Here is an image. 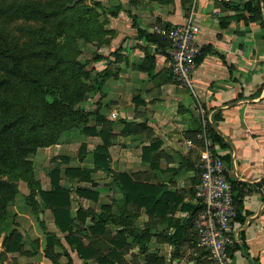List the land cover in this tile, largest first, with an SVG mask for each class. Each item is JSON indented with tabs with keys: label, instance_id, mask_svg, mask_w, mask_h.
Listing matches in <instances>:
<instances>
[{
	"label": "crops",
	"instance_id": "crops-1",
	"mask_svg": "<svg viewBox=\"0 0 264 264\" xmlns=\"http://www.w3.org/2000/svg\"><path fill=\"white\" fill-rule=\"evenodd\" d=\"M102 1L121 9L117 16L109 14L108 17V28L114 31L110 43L96 50L104 57L89 64L93 77L105 74L102 88L84 107L94 112L92 125L97 123L98 114L113 123L109 146L112 170L127 172L139 181L162 185L181 195L184 203L193 204L195 196L191 189L199 178L205 146L200 134L210 124L227 143L223 146L208 136L222 156L230 157L229 179L245 186L241 210L244 221L233 222V235L235 241L246 243L249 255L241 248L236 249L232 264H264V14L252 20L247 9L226 7L221 0H193L187 12L181 0L169 4L139 0L136 5L128 0ZM259 1L264 12V0ZM234 3L243 7L242 2ZM191 14L200 25L198 41L206 48L196 71L194 90L179 84L172 74L169 57L159 56L152 50V44L159 42L145 34H155L151 30L155 23L177 25ZM237 14L241 17H235ZM227 17L230 20L224 26L222 23ZM204 118L208 119L207 127ZM98 124L100 128L103 126ZM102 142L99 135L89 136L84 159L79 156L81 141L44 147L38 172L35 164L42 188H52L49 171L55 164L63 169L71 165L93 169V151ZM54 157L58 158L57 162ZM92 175L97 183L103 181L98 184V200L76 193L77 186H89L90 182L63 175L62 183L73 189V211L83 207L99 212L103 204H112L116 211L113 201L121 193L110 185L113 173L96 170ZM48 211H43L40 218L45 220L43 214ZM140 211L136 224L144 227L150 222V216L144 208ZM22 215L31 222L36 216L28 212L26 206ZM174 216L184 219L190 212L178 207ZM52 223L46 222L44 227L33 222L19 224L23 232V252H6L3 245L6 232H3L0 264H99L92 258H81L54 219ZM91 223L90 217L85 224ZM119 227L109 223L107 230L114 235ZM151 229L154 234L145 253L139 252L136 245L124 253L130 264H204L205 259L210 261L208 255L197 258V243L186 242L178 249L167 240L166 235L175 233V226L157 220ZM47 232L61 236L62 244L53 247L58 262L44 252ZM84 242L90 243L89 238L85 237ZM150 253L158 260L148 262Z\"/></svg>",
	"mask_w": 264,
	"mask_h": 264
},
{
	"label": "trees",
	"instance_id": "trees-1",
	"mask_svg": "<svg viewBox=\"0 0 264 264\" xmlns=\"http://www.w3.org/2000/svg\"><path fill=\"white\" fill-rule=\"evenodd\" d=\"M136 5L139 0H128ZM169 4L175 0H154ZM242 2L240 4L234 2ZM73 0H0V236L6 235L3 245L6 252L25 251L23 232L19 229L17 212L12 206L20 192L18 181H24L28 192L25 203L28 212L37 216L40 224H46L40 214L49 210L58 229L79 256L93 259L99 264H130L124 253L131 246H138L145 253L154 234L152 226L157 220L176 227L175 233L166 235L167 240L179 249L184 243H197L194 227L195 218L202 206L198 203L186 204L181 195L172 193L162 185L139 181L127 172H115L111 168L110 143L113 123L103 115H97V123L91 124L93 111L86 110L84 104L102 88L104 72L93 77L91 61L104 57L94 51L86 60L80 58L85 44H93L97 50L110 43L114 34L106 27L108 12L117 16L120 7L107 6L102 0H85L71 5ZM185 12L189 11L193 0H181ZM232 9H247L251 19L263 17L259 0H221ZM101 9V10H100ZM235 17H241L238 14ZM234 18V17H232ZM248 19V18H246ZM26 20L27 23H17ZM230 18L222 24L225 26ZM223 21V20H222ZM14 23V25H13ZM264 24V20H262ZM18 25V26H17ZM171 26L173 24H166ZM141 33H145L141 30ZM150 40L159 42L165 48L169 45L166 37L147 34ZM206 48L203 46L197 57L202 61ZM98 122L103 124L100 128ZM208 136L213 141L227 145L223 137L210 124ZM99 135L103 142L93 151L94 168L71 165L63 169L56 165L49 171L52 188H42L35 171L34 156L40 148L57 143L81 141L79 156L87 153V139ZM228 165L230 157L222 156ZM57 162V157H54ZM65 159V158H64ZM96 170L113 173L111 187L120 192L112 204H103L99 212L80 207L72 209L73 189L61 181L63 175L77 177L90 182L89 186H77L80 196L98 200L100 190L93 177ZM201 170L199 168L200 181ZM229 178V175H228ZM233 198L237 207L234 221H244L241 215L245 186L231 181ZM196 186L191 189L193 195ZM178 207L187 209L190 216L179 219L174 216ZM150 216V222L140 227L136 220L141 209ZM92 223L86 225L88 218ZM120 226L112 235L107 225ZM90 243L85 244L84 238ZM130 238L132 241L130 242ZM55 244L61 245V236L47 232L44 252L58 262L54 252ZM246 243L234 241L230 245L231 256L236 249L246 250ZM36 251L39 248L35 249ZM197 258L208 255L203 248H197ZM148 262L158 260L155 254L147 255ZM204 264H212L211 260Z\"/></svg>",
	"mask_w": 264,
	"mask_h": 264
},
{
	"label": "built area",
	"instance_id": "built-area-1",
	"mask_svg": "<svg viewBox=\"0 0 264 264\" xmlns=\"http://www.w3.org/2000/svg\"><path fill=\"white\" fill-rule=\"evenodd\" d=\"M151 30L166 37L169 42L165 48L159 43L152 44L153 52L169 57L175 79L182 86L194 90L199 65L197 57L203 45L198 41L200 25L193 14L186 21L173 26L155 23ZM207 123L208 119L204 118V126ZM200 137L205 139V146L199 164L200 181L194 197V202L202 206L194 222L197 245L208 252L212 264H232L229 247L235 241L233 222L237 207L228 178L230 167L213 147L205 127Z\"/></svg>",
	"mask_w": 264,
	"mask_h": 264
},
{
	"label": "rangeland",
	"instance_id": "rangeland-1",
	"mask_svg": "<svg viewBox=\"0 0 264 264\" xmlns=\"http://www.w3.org/2000/svg\"><path fill=\"white\" fill-rule=\"evenodd\" d=\"M85 1H87L88 3L90 2V0H85ZM72 4V3H71ZM101 10V9H100ZM108 17H109V13L108 12H106L103 16H102V19H104V18H107V24H106V27L108 28ZM17 23H23V24H25V23H27V21L26 20H19V21H17ZM13 25H14V23H13ZM18 26V25H17ZM97 50V48H96V46L95 45H93V44H85L84 46H83V53L81 54V56H80V58L82 59V60H86V59H89V58H91L93 55H94V51H96ZM98 52V51H97ZM106 108H104V110H105ZM107 110V109H106ZM70 143H72V142H70ZM68 144V143H67ZM43 148H41V149H39V151L37 152V154H35V156L33 157L34 158V161H35V164H36V169H37V172L39 171V167L41 166V165H39L38 166V163L40 162H42V157H41V155H42V152H41V150H42ZM55 160V159H54ZM40 173V172H39ZM101 178V177H100ZM103 182V181H102ZM102 182H99L98 184L100 185V184H103ZM18 184H19V189H20V192L18 193V196H17V198H16V200H15V202H14V204H13V206L11 207L12 208V210L14 211V210H16V212L18 213V215L19 216H17L16 217V220L19 222V224H31L32 222H33V224H40V222H39V220H38V218H37V220L35 219L36 218V216H35V218H34V220L31 222L29 219H26L25 217H23V215H22V212H23V210H24V207L26 206V203H25V195H26V193L28 192V188H27V185H26V183L24 182V181H21V180H19L18 181ZM27 211H28V209H27ZM43 216H45L46 217V222L48 223V224H53L52 222H53V216L51 217V212L50 211H48V213H44L43 214Z\"/></svg>",
	"mask_w": 264,
	"mask_h": 264
},
{
	"label": "water",
	"instance_id": "water-1",
	"mask_svg": "<svg viewBox=\"0 0 264 264\" xmlns=\"http://www.w3.org/2000/svg\"><path fill=\"white\" fill-rule=\"evenodd\" d=\"M79 1H82V0H73V2H72L71 5H74V4H76L77 2H79Z\"/></svg>",
	"mask_w": 264,
	"mask_h": 264
}]
</instances>
